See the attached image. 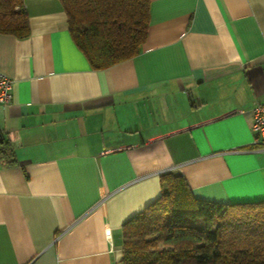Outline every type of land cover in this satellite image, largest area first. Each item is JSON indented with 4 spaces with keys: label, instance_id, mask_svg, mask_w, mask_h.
<instances>
[{
    "label": "crops",
    "instance_id": "obj_1",
    "mask_svg": "<svg viewBox=\"0 0 264 264\" xmlns=\"http://www.w3.org/2000/svg\"><path fill=\"white\" fill-rule=\"evenodd\" d=\"M23 4L28 36L0 34V264H122L168 171L195 198L264 200V0H150L139 52L103 69L58 0Z\"/></svg>",
    "mask_w": 264,
    "mask_h": 264
},
{
    "label": "trees",
    "instance_id": "obj_2",
    "mask_svg": "<svg viewBox=\"0 0 264 264\" xmlns=\"http://www.w3.org/2000/svg\"><path fill=\"white\" fill-rule=\"evenodd\" d=\"M58 1L91 68H107L139 52L150 0ZM0 34L28 36L23 0H0ZM160 179V196L122 225V264H264V200L199 199L182 174L168 171Z\"/></svg>",
    "mask_w": 264,
    "mask_h": 264
},
{
    "label": "built area",
    "instance_id": "obj_3",
    "mask_svg": "<svg viewBox=\"0 0 264 264\" xmlns=\"http://www.w3.org/2000/svg\"><path fill=\"white\" fill-rule=\"evenodd\" d=\"M12 80L0 70V104L11 101ZM251 130L254 142L264 148V101H257L252 106Z\"/></svg>",
    "mask_w": 264,
    "mask_h": 264
},
{
    "label": "water",
    "instance_id": "obj_4",
    "mask_svg": "<svg viewBox=\"0 0 264 264\" xmlns=\"http://www.w3.org/2000/svg\"><path fill=\"white\" fill-rule=\"evenodd\" d=\"M0 142H2V138H1V135H0Z\"/></svg>",
    "mask_w": 264,
    "mask_h": 264
}]
</instances>
